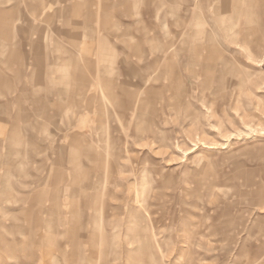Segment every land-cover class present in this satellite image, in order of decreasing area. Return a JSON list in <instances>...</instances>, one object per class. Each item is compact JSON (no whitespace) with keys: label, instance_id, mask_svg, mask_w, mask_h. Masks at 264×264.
Wrapping results in <instances>:
<instances>
[{"label":"rangeland","instance_id":"obj_1","mask_svg":"<svg viewBox=\"0 0 264 264\" xmlns=\"http://www.w3.org/2000/svg\"><path fill=\"white\" fill-rule=\"evenodd\" d=\"M7 157L0 264H264V0H0Z\"/></svg>","mask_w":264,"mask_h":264},{"label":"crops","instance_id":"obj_2","mask_svg":"<svg viewBox=\"0 0 264 264\" xmlns=\"http://www.w3.org/2000/svg\"><path fill=\"white\" fill-rule=\"evenodd\" d=\"M78 74L80 76V79L83 80L84 76H83L82 72L79 69H78ZM113 83H110L109 89H111V87L114 85ZM109 92L110 91H108V93ZM109 94L111 95V92ZM111 96H113V94ZM16 163H17V158L7 157V158H4V159H0V186L2 187L0 190H1V193H3V194L8 193V190L10 191V187L12 185L10 180H11L13 175H12L9 167H10V165L12 166V165H14ZM22 172H23L25 178L29 177V175L26 172V170L18 169V173H22ZM28 184H31V182H29Z\"/></svg>","mask_w":264,"mask_h":264}]
</instances>
